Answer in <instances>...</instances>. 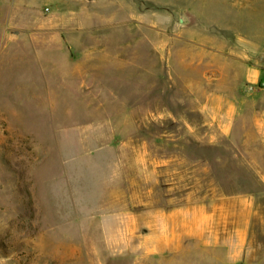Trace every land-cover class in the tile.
Masks as SVG:
<instances>
[{
    "label": "rangeland",
    "instance_id": "rangeland-1",
    "mask_svg": "<svg viewBox=\"0 0 264 264\" xmlns=\"http://www.w3.org/2000/svg\"><path fill=\"white\" fill-rule=\"evenodd\" d=\"M127 3L138 10H84L80 27L62 0H0V264H264L257 166L225 138L197 141L216 134L205 108L218 96L191 61L195 44L180 40L182 10L197 28L229 0ZM66 18V55L45 31L15 27ZM81 54L95 60L93 79L75 76ZM189 191L192 203L257 198L246 245L227 230L237 261L198 239L152 253V205L176 207ZM119 218L128 232L115 239Z\"/></svg>",
    "mask_w": 264,
    "mask_h": 264
},
{
    "label": "crops",
    "instance_id": "crops-1",
    "mask_svg": "<svg viewBox=\"0 0 264 264\" xmlns=\"http://www.w3.org/2000/svg\"><path fill=\"white\" fill-rule=\"evenodd\" d=\"M229 3L232 8L217 10L215 18H203L200 13L197 28L194 26L196 17L186 12L190 22L180 32L181 41L195 44L197 55H190L191 61L198 64L203 78L209 79L214 90L210 94L218 96L214 101L219 102H208L205 108L210 117L206 125L214 127L216 134L200 135L197 141L219 143L225 138L236 149L238 156L253 161L264 185V0H229ZM62 4L80 27L88 22L84 10H104V7L111 6L112 10H138L136 6H128L127 0H62ZM60 14L57 10L49 16L55 19ZM67 21L66 18L61 23L52 21L21 28L16 24L15 27L18 30L45 31L46 38L41 40L57 43V50L66 55L68 49L63 44L66 40L61 38L60 31ZM212 25H215V33L211 30ZM75 36L70 41L74 48H78L81 44ZM47 41L46 45L49 44ZM71 61L77 70L75 76L85 74L88 79H93L91 71L95 60L81 54L77 59L72 56ZM184 196L186 200L176 207L152 205V253L168 252L172 247L184 248L186 241L198 239L202 244L205 240L213 252L217 249V252L222 251L221 247L228 248L229 254L237 261L243 250L233 249V244L227 242V230L238 246L246 245L256 217L257 198L252 194H214L192 203L191 191ZM138 216L135 213L137 221ZM135 223L136 232L139 226L136 228ZM110 230L115 239H118L119 232H128L121 218L111 220Z\"/></svg>",
    "mask_w": 264,
    "mask_h": 264
},
{
    "label": "water",
    "instance_id": "water-1",
    "mask_svg": "<svg viewBox=\"0 0 264 264\" xmlns=\"http://www.w3.org/2000/svg\"><path fill=\"white\" fill-rule=\"evenodd\" d=\"M180 26L181 27H184V26H186L187 24H189V22H190V20H189V18L187 17V15H186V12L184 11V10H182L181 12H180Z\"/></svg>",
    "mask_w": 264,
    "mask_h": 264
}]
</instances>
